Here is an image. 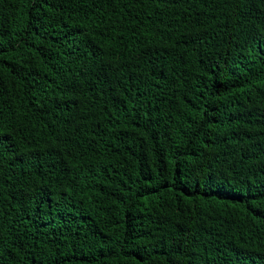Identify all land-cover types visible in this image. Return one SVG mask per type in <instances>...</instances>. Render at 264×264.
I'll return each instance as SVG.
<instances>
[{
    "label": "trees",
    "instance_id": "16d2710c",
    "mask_svg": "<svg viewBox=\"0 0 264 264\" xmlns=\"http://www.w3.org/2000/svg\"><path fill=\"white\" fill-rule=\"evenodd\" d=\"M0 264H264V0H0Z\"/></svg>",
    "mask_w": 264,
    "mask_h": 264
}]
</instances>
